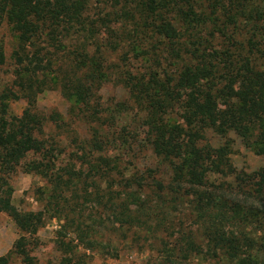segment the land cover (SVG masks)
Returning <instances> with one entry per match:
<instances>
[{"label": "trees", "instance_id": "16d2710c", "mask_svg": "<svg viewBox=\"0 0 264 264\" xmlns=\"http://www.w3.org/2000/svg\"><path fill=\"white\" fill-rule=\"evenodd\" d=\"M105 1L121 13L118 18L106 12L98 20L89 19L86 8L90 0H0V17L17 39V92L4 90L0 94V186L6 182L4 175L16 172L29 155L41 158L23 163L24 172L40 174L50 184V200L37 212L17 211L10 205L9 195L0 192V213H8L20 232L12 249L0 256V264H8L12 255L23 264H36L31 253L49 208L60 209L65 220L56 239L61 264H85L86 255L78 250L92 245L87 240L91 225L82 213L81 201L99 202L95 178L109 175L114 167L106 150L110 145L128 143V137L95 128L101 121L95 97L105 83L129 93L143 115L152 150L171 166L170 191L179 199H189L205 251L183 233V255L195 252L214 258L222 252L236 264H258L256 252L264 251V232L257 234L258 228L264 227V168L251 174L238 172L230 163L228 145L215 149L201 142L207 130L219 136L234 132L264 154V0L255 5L250 0H205L207 5L196 0ZM242 14L256 25L260 39L233 42L220 51L214 42L219 22L226 18L235 23ZM177 18L185 27L182 33L175 26ZM128 21L137 27L136 36H131L135 45L149 40L143 50L144 55L149 53L148 66L134 73L128 72L127 64H111L99 39L103 31L108 32L110 55L119 47L127 54ZM202 31L212 39L197 37L195 42H187L182 38L183 32L200 35ZM4 62L0 40V65ZM53 88L73 101L77 116L90 123L91 138L77 143L74 136V154L65 164H59V141L39 138L47 118L36 110V100ZM19 99L26 100L27 107L20 116H12L8 100ZM124 108L128 109V99L116 106L117 112ZM48 119L56 122V128L65 126L56 113ZM75 161H80L87 177L92 178L81 180ZM211 173L232 175L240 184L210 183ZM125 181L132 191L128 202L116 204L114 222L144 224L142 217H150L145 206L151 201L142 199L137 190L144 188L146 180L132 176ZM157 185L159 189L161 184ZM157 199L163 200L159 195ZM172 199L176 202V196ZM75 225V236H68Z\"/></svg>", "mask_w": 264, "mask_h": 264}, {"label": "rangeland", "instance_id": "374dc122", "mask_svg": "<svg viewBox=\"0 0 264 264\" xmlns=\"http://www.w3.org/2000/svg\"><path fill=\"white\" fill-rule=\"evenodd\" d=\"M192 1V0H189ZM205 0H196L200 3ZM254 5L260 3L261 0H250ZM250 3L249 8H251ZM106 12H111L113 18L117 17L114 8L106 3L105 0H90L86 14L89 19L98 20L102 18ZM243 17L237 16L236 22L231 23L226 18H222L219 27L216 30L214 42L221 51L231 46V43H249L260 39L257 35V27L244 14ZM129 22V21H128ZM229 22V23H228ZM177 30H184L180 19L174 21ZM111 26L117 28L115 24ZM136 26L128 23V53L126 49L119 47L116 52L110 55L111 37L109 33L103 31L99 35L101 44L106 49L104 52L108 55V61L111 64L119 65V67L128 66V72L132 73L143 70L144 66H148L149 53L144 55L143 50L146 48L145 40L142 44L135 45V39L138 32ZM224 33H219L221 30ZM220 35H219V34ZM194 34V35H193ZM141 36V35H140ZM219 36V37H217ZM197 37L201 40H211L206 31H202L200 35L195 32H183L182 38L187 42H195ZM0 40L3 43L5 54V62L0 65V94L4 90H12L17 92L14 85L16 78L17 66L15 63L14 51L16 50L17 39L14 32L6 21L0 17ZM134 41L132 43L131 41ZM105 43V44H104ZM149 44V43H148ZM225 52V51H224ZM120 58L123 60L120 61ZM137 58V59H136ZM119 61V62H118ZM126 68V67H124ZM99 103L101 110V121L95 123V128L105 133H119L123 137H128V143L110 145L107 148V155L112 159L113 166L117 170L109 172V175L95 178V186H98L99 202L86 204L81 201L82 213L87 218V224L91 225L88 233L89 248L80 246L78 254H85V264H236L235 261L228 258L222 252L212 258L208 255L187 253L183 255L182 242L180 237L185 233L191 236L192 240L197 244L200 250L205 251V244L202 239L201 232L197 229L195 215L191 211L189 199L173 194L169 189L172 178V169L167 160H162L152 150L150 139L147 135V126L143 115L137 111L129 98V93L119 86L112 83H105L101 86L95 97ZM128 99V109L125 108L121 112H117V104H126ZM76 105V104H75ZM27 107L26 100H8L9 113L12 116H20ZM36 110L47 118L45 122L44 134L39 138L54 137L61 144V155H59V164H65L73 156L74 136L77 137V143L82 139L91 138V130L89 122L77 115L78 108L74 106L73 101L65 99L58 88L46 90L41 93L36 100ZM53 113L58 114L61 123L65 126L56 128V122L50 121L48 117ZM173 119V118H172ZM174 121V120H173ZM89 123V124H88ZM67 127L69 129H67ZM201 144H207L212 148H220L228 145L230 149V163L238 172L251 174L257 170L264 168V154L258 151L256 144H248L244 139L229 132L225 136H219L210 130L205 132V139ZM73 153V154H72ZM39 155H29L23 162L17 165L16 172L4 175L6 182L0 186V192L4 191L9 195L10 205L21 212H37L45 209V205L50 200V184L40 174L25 173L23 163L32 160H39ZM76 162V168L81 180H86L85 167L80 166V161ZM3 176V173H0ZM86 176V177H85ZM132 176L143 177L144 188L137 190L138 195L142 199L151 201L149 206H145V213L149 214V219L144 220L141 225H120L114 222L115 213L117 211L116 204L128 202V194L132 188L126 186V181ZM92 178V177H90ZM210 183L218 184L227 182L233 186H238L240 181L234 176L223 177L221 174H209ZM161 184L159 189L157 184ZM81 188H79L80 194ZM78 196H82L79 195ZM157 195L162 197V202L157 199ZM148 196V197H146ZM176 196V202L172 198ZM164 201V202H163ZM100 203V205H96ZM95 204V205H94ZM114 204V205H113ZM134 207H130L133 209ZM127 209V208H126ZM134 210V209H133ZM128 212V209H127ZM146 220V221H145ZM65 220L61 210L56 211L48 209L45 213L43 225L37 232L38 243L32 249L31 255L36 258V264H61V251L56 243L57 233ZM264 226V225H263ZM84 228V226H82ZM70 237L75 236L76 225L74 229H69ZM264 232L258 228L259 236ZM19 230L8 213H0V256L6 255L11 249L15 240L19 237ZM258 264H264V251L256 252ZM8 264H23L21 259L12 255Z\"/></svg>", "mask_w": 264, "mask_h": 264}]
</instances>
